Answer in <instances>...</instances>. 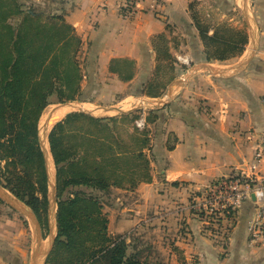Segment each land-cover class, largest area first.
<instances>
[{
  "label": "crops",
  "instance_id": "obj_1",
  "mask_svg": "<svg viewBox=\"0 0 264 264\" xmlns=\"http://www.w3.org/2000/svg\"><path fill=\"white\" fill-rule=\"evenodd\" d=\"M126 2L46 0L59 12L63 7L64 19L76 35L91 43L85 61L89 90L94 91L93 70L113 83L117 80L122 88L134 83L140 87L155 68L152 40L161 34L170 39L168 45L173 47L169 52L174 58L189 61L185 74L179 73L168 85L167 95L157 98L163 97L164 104L157 105L150 132L152 179L126 192L128 203L136 196L137 205L128 204L116 215L111 212L109 232L122 235L123 228H137L139 235L150 236L160 230L168 232L173 236L172 264H264V243L248 244L246 225L254 211L252 202L244 203L235 213L224 256L202 230L201 220L188 209L192 194L199 197L214 181L245 172L255 164V151L264 138V0H241V6L238 0H134L133 13L123 16ZM190 4L211 28L231 22L236 10L242 13L248 43L241 56L226 62L205 61ZM114 59L135 63L130 82H120L108 72ZM257 170L264 174V159ZM50 181L54 183V176H49ZM17 221L5 209L0 214V248L5 251H0V263L24 262L6 248L14 239ZM150 228H154L151 234ZM23 236L28 239V233Z\"/></svg>",
  "mask_w": 264,
  "mask_h": 264
},
{
  "label": "trees",
  "instance_id": "obj_2",
  "mask_svg": "<svg viewBox=\"0 0 264 264\" xmlns=\"http://www.w3.org/2000/svg\"><path fill=\"white\" fill-rule=\"evenodd\" d=\"M126 1L127 6L121 10L123 16L133 13L134 0ZM189 10L207 63L241 56L248 43L245 31L225 23L211 28L194 11L193 4ZM42 18V14L21 11L18 0H0V161L5 164L0 171V185L33 211L44 230L48 174L39 144L38 122L53 97L58 104L87 100L76 59L79 37L62 16ZM168 44L165 34L152 40L156 62L152 78L160 70H172L174 66ZM135 71V63L128 59H114L108 67V72L123 83L130 82ZM175 78L171 76L163 83L150 79L141 86L140 94L160 98ZM116 120L73 112L56 123L47 137L55 168L57 210L56 236L46 264H151L144 255L149 248L140 249L143 244L139 240L108 234V218L92 194L108 191L110 182L113 187L120 186L121 173L130 176L129 188L133 191L137 183L132 180L138 169V183L151 181L149 162L143 153L150 141L135 136L132 149H121L120 143L93 136L92 131L76 124L82 121L88 127L105 131Z\"/></svg>",
  "mask_w": 264,
  "mask_h": 264
},
{
  "label": "rangeland",
  "instance_id": "obj_3",
  "mask_svg": "<svg viewBox=\"0 0 264 264\" xmlns=\"http://www.w3.org/2000/svg\"><path fill=\"white\" fill-rule=\"evenodd\" d=\"M21 4V11L24 12H33L36 14H42L43 18L45 19L47 16H62L64 18L65 10L63 7H61V12L54 9V7L48 6L46 4V0H18ZM239 5L241 6V0H238ZM232 16H234V19L232 17L231 22H222L227 25H229L232 29H239L245 31V27H243V15L239 10H236L232 12ZM65 20V19H64ZM66 21V20H65ZM67 23V22H66ZM221 23V24H222ZM69 24V23H68ZM70 25V24H69ZM240 26V27H239ZM79 37V36H78ZM80 45L78 48V52L76 55L77 62L79 63L81 67V72L83 77L81 82V89L84 98H86V102H72L64 104L66 106H63L62 104H58L55 97L51 100V104L47 106L44 111L41 114V117L38 122V137L39 142L41 144H44L47 146L48 149V170L47 174L50 176V179L52 176L55 175V168L54 164L51 158V155L49 153V147H48V141L47 137L53 128L52 126L47 128L49 122L52 118H61L65 115L73 112H78L77 109H73L72 106L67 105H82V109L84 113L89 114L90 116L94 118H115L116 123L110 124V127L105 130L101 131L94 127H88L87 124L83 123L82 121L76 122V124L80 126H84L85 129H89L93 132V136L96 137H107L106 139H109L111 142H118L121 144V149H132L134 137H140L146 138L148 141L152 140V135H150L151 129H152V123L155 122V112L159 108V106H150L145 101L148 100V97L143 96L140 94V88L148 82L150 79H154V81H158V83H163L169 80V77L171 76H178L179 73L185 74L186 68L184 70H181L179 65L177 64L175 58L172 55L174 66H172V70L168 67L167 69L164 68L162 71L160 70L157 74V77L152 78V74H154L156 71L153 69L150 71V78L143 83L140 87L134 86V84H131L130 86H127L126 88H122L119 85V82L116 80V82H112L111 78L106 77L107 75H101L97 70H93L95 73V76H93V72L90 73V79L91 81H94L92 86L94 88L92 90H89L87 83V76L85 71V61L87 58V54L89 53L91 49V43L87 42V40H82L80 37ZM170 42V39L168 40V43ZM173 47V45H170ZM169 47V48H171ZM233 60V59H231ZM179 77V76H178ZM93 78V79H92ZM168 79V80H167ZM103 83V84H102ZM137 87V88H136ZM154 88L150 89V91H153ZM167 90V89H166ZM166 96V91L163 94ZM162 95V96H163ZM161 100L164 102L163 97ZM140 101H144L143 103H139ZM76 107V106H75ZM112 107H119L122 111H129L132 108H136L135 110H132V112H129L128 118L123 119L120 118L121 114H115V113H104V110L112 108ZM162 107V106H160ZM62 110V111H61ZM65 110V111H64ZM123 114V115H128ZM141 115L145 116L146 119V126L143 130H138L134 126V121L138 119ZM62 117V118H63ZM62 120V119H61ZM55 124L53 123V126ZM149 126V128H148ZM66 144H69L68 140L65 141ZM150 146V143L148 144ZM154 150L153 147L147 148L143 151L145 155V159L149 162L148 166V172L150 179L151 178V172H154V168L151 167V163L154 161ZM5 164L4 161H0V171L3 170ZM140 169L136 170V174H134V180H132L134 183H137L134 187V190L138 187L139 184L137 181L140 179ZM118 179L121 180V184L118 187H113L112 182H110V187L108 188V191L106 192H92V194L97 197L101 203L102 207V213L108 218L109 214L111 212L116 215V212H120V209L126 205H132L136 204L135 201H137L136 196H132L130 199V203L127 201V193L130 192V176L128 174H123L118 177ZM83 191H86V193H89L88 189H83ZM204 192V191H203ZM202 192V193H203ZM65 194L64 196H66ZM191 198L188 201V209L193 211L191 208L195 205V203L200 202L201 198H197L195 195H191ZM122 204V205H121ZM137 205V204H136ZM8 211L10 215H14L18 219V226H16L15 231L13 232V243L10 242V246H6L8 252H10L12 255H15L16 257H22L24 262L22 264H29L30 259V252H31V242H32V235L30 237V234L32 233L30 222L22 215L14 211L13 209L9 208L5 203L0 201V214L4 211ZM56 210L57 205L55 203V206H52L51 215L48 216L47 212V225L46 229L42 230V237H43V243L41 248V253H44L50 243V234L56 233ZM5 213V212H4ZM197 219L201 220L200 222L203 223L202 230L206 232V234L210 235L213 241H215L216 245H218L221 249V253L223 256L226 254L225 251L227 250V243L229 238V231L231 229V226L233 225L232 221L233 219H228L225 217V215H222L219 212H214L212 216L205 215L201 213H197L193 211ZM2 216V215H1ZM152 217V215H150ZM6 220L11 222V217H6ZM109 220L107 223V231L110 236H116L115 234H111L109 232ZM132 229V228H131ZM122 229V235L127 236V232L129 237L135 238L136 240H139L141 244L140 249L142 248H149L148 253H144V255L148 256V259L151 264H172L171 260V237H169L168 232L160 230L159 233L154 235H139L140 232L139 229ZM154 228H150V234L153 232ZM31 230V232H30ZM28 233V239L23 236V234ZM146 235V237H145ZM215 238H213V237ZM166 239V240H164ZM1 252H5L4 249L0 248ZM48 257V256H47ZM47 260V259H46ZM46 260L44 264H46ZM42 263V259L40 261ZM0 264H7V263H0Z\"/></svg>",
  "mask_w": 264,
  "mask_h": 264
},
{
  "label": "built area",
  "instance_id": "obj_4",
  "mask_svg": "<svg viewBox=\"0 0 264 264\" xmlns=\"http://www.w3.org/2000/svg\"><path fill=\"white\" fill-rule=\"evenodd\" d=\"M177 64L187 67L188 59L177 56ZM138 130L146 126V119L141 115L134 121ZM264 159V138L259 148L255 151V164L248 167V170L240 173H233L211 183L191 208L193 211L212 216L214 212L222 215H229L228 219H234L235 213L246 202H252L254 211L246 225V233L249 246L253 247L264 243V174L257 169L260 161Z\"/></svg>",
  "mask_w": 264,
  "mask_h": 264
},
{
  "label": "water",
  "instance_id": "obj_5",
  "mask_svg": "<svg viewBox=\"0 0 264 264\" xmlns=\"http://www.w3.org/2000/svg\"><path fill=\"white\" fill-rule=\"evenodd\" d=\"M168 97V96H167ZM148 105L150 106H157V105H163L164 102L162 101H151V100H146L145 101ZM144 104V101H143ZM63 106H66L64 104H62ZM67 106H72L73 109H77L78 112H82L83 111V107L82 105H67ZM76 106V107H75ZM136 108H132L131 110L125 112L122 111L119 107H112L109 109L104 110V113H115V114H128L129 112H132V110H135ZM66 116V115H65ZM64 116V117H65ZM63 117V116H62ZM52 118L51 121L49 122L47 128L49 127H53V123L56 124L59 121H61V119L63 118ZM40 144L41 150L43 152V156L45 159V163H46V168L48 170V164H49V156H48V149L46 148V146L44 144ZM48 216L51 215V210H52V206H55L56 203V198H55V175H54V183L53 182H49V175H48ZM0 201H2L3 203H5L9 208L13 209L14 211H16L17 213H19L20 215L24 216L31 225V229H32V248H31V252H30V259H29V264H44L45 260L47 259V256L52 248L53 242L55 240V236L56 233L54 234H50V243L46 249V251L44 253H41V248H42V243H43V237H42V230H41V226L35 216V214L33 213V211L27 207L24 203L20 202L19 200H17L16 198H14L10 193H8L6 190H4L2 188V186L0 185ZM42 259V263H40Z\"/></svg>",
  "mask_w": 264,
  "mask_h": 264
},
{
  "label": "bare ground",
  "instance_id": "obj_6",
  "mask_svg": "<svg viewBox=\"0 0 264 264\" xmlns=\"http://www.w3.org/2000/svg\"><path fill=\"white\" fill-rule=\"evenodd\" d=\"M122 109V108H121ZM62 111V110H61ZM65 111V110H64ZM47 147V146H46Z\"/></svg>",
  "mask_w": 264,
  "mask_h": 264
}]
</instances>
